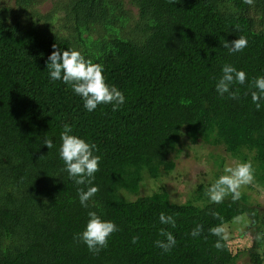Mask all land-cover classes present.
<instances>
[{
	"label": "trees",
	"instance_id": "trees-1",
	"mask_svg": "<svg viewBox=\"0 0 264 264\" xmlns=\"http://www.w3.org/2000/svg\"><path fill=\"white\" fill-rule=\"evenodd\" d=\"M46 1L0 0V264H237L241 250L226 240L222 250L214 247L208 230L221 221L211 213L224 224L248 213L255 235L264 210L232 200L175 204L164 190L141 196L140 189L144 175L158 180L174 170L183 136L213 147L224 140L226 152L264 162V103L256 109L247 83L234 85L239 101L215 90L225 64L249 83L264 76V0H53L41 14ZM240 36L248 46L229 54L223 42ZM54 44L102 64L106 83L126 98L121 109L100 105L90 113L69 85L51 81ZM65 124L101 157L88 208L77 195L83 186L61 171ZM89 211L119 229L99 255L73 239ZM162 212L175 217V228L160 224ZM198 224L203 233L193 238ZM160 228L177 241L170 253L155 246L164 239ZM252 242L244 255L264 264L262 244Z\"/></svg>",
	"mask_w": 264,
	"mask_h": 264
},
{
	"label": "clouds",
	"instance_id": "clouds-1",
	"mask_svg": "<svg viewBox=\"0 0 264 264\" xmlns=\"http://www.w3.org/2000/svg\"><path fill=\"white\" fill-rule=\"evenodd\" d=\"M169 3L176 4L179 0H168ZM243 3L251 6L254 0H243ZM223 48L227 49L229 54L242 52L247 46L248 41L240 36L231 42H223ZM53 51L48 56L47 69L51 81H62L65 85L71 87L72 92L83 100V107L88 112H93L100 105H111L112 111L116 112L125 104V96L116 86H109L103 75L104 67L102 64L94 63L86 59L80 51L68 49L61 51L53 45ZM248 84V92L253 104L259 110L264 103V76L253 77L248 82L247 74L243 70H237L231 64H225L222 67V75L215 84V90L219 96L231 100L239 101L240 89L234 85ZM73 128L67 124L64 125L60 133L61 145L59 148V157L63 161L64 167L61 171L67 173L68 179L77 186V195L82 207L88 208L89 201H92L99 191L98 186H93L95 174L100 170L101 157L94 153L98 151L97 145L88 143L84 139L73 135ZM43 145L48 149L54 147L51 139H45ZM41 156L39 159H42ZM224 173L214 183L206 189L205 195L213 204H221L225 198L230 196L233 202L240 200L241 189L255 182V169L252 162H240L233 166H226ZM86 189V190H85ZM91 206L99 207L93 203ZM214 219L221 221L217 226L209 228V233L217 237L214 247L222 250L223 241L228 239L227 230L223 222V217L218 212H212ZM88 221L84 230L74 235L73 239L82 242L93 255L99 253L108 247L109 237L119 231L117 225L112 221L102 220L95 211L88 212ZM237 220L240 217L236 218ZM159 222L162 225L176 227V219L173 215L159 214ZM255 224V221H250ZM203 226L196 227L189 233L193 238L201 236ZM159 235L164 239L155 241V246L162 250V253H170L176 246L177 241L173 234L165 228L159 229ZM207 239V237H205ZM251 239L255 241L264 240V232L256 233ZM139 236H133L132 244H137Z\"/></svg>",
	"mask_w": 264,
	"mask_h": 264
},
{
	"label": "rangeland",
	"instance_id": "rangeland-1",
	"mask_svg": "<svg viewBox=\"0 0 264 264\" xmlns=\"http://www.w3.org/2000/svg\"><path fill=\"white\" fill-rule=\"evenodd\" d=\"M53 8V0H47L38 7L41 14L48 13ZM135 12V11H134ZM59 23V22H58ZM224 140L217 147L207 145L202 141L190 142L185 136L173 155L175 158V168L170 173H164L158 180H152L146 175L143 177L140 195H151L154 192L164 190L169 200L175 204L192 203L197 206L211 204L205 195L206 189L210 187L224 173L226 166H235L237 163L251 161L255 169V182L241 189V204L250 208L264 210V162L254 157L250 153L236 154L226 152ZM244 149V148H243ZM241 150V152L243 151ZM245 150V149H244ZM136 197H130L134 200ZM231 200L228 196L224 202ZM226 204V203H225ZM239 220L232 219L224 224L227 230L228 239L226 240L233 252L241 250L237 264H250L245 251L252 246L251 237L253 230H249L251 217L248 213L240 214ZM264 211H260L258 218L262 220ZM259 231L264 232V223H259ZM264 248V240L258 241Z\"/></svg>",
	"mask_w": 264,
	"mask_h": 264
}]
</instances>
